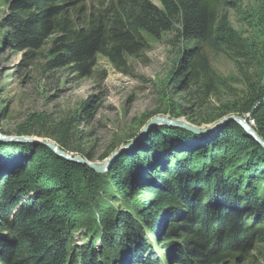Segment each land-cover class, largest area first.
<instances>
[{
  "label": "trees",
  "instance_id": "16d2710c",
  "mask_svg": "<svg viewBox=\"0 0 264 264\" xmlns=\"http://www.w3.org/2000/svg\"><path fill=\"white\" fill-rule=\"evenodd\" d=\"M257 1L250 18L255 17L257 27L264 31V0ZM5 2L8 14L0 22V51L4 46L26 52L31 60L44 57L45 67L52 71L70 67L85 75L95 55L123 69L128 57L144 50L143 35L159 39L173 34L176 41L185 43L177 63L181 77L186 76V80H180V91L190 81L199 90L205 88L207 98L217 93L222 82L211 69L206 49L235 59L245 57L246 50L252 49L250 39L241 36L229 20V9L241 13V0H158L159 7L148 0H92L90 10L72 0ZM248 86L243 99L221 104V114L210 122H191L201 127L227 115L248 116L253 130L264 140V85ZM86 107L87 102L83 103ZM171 108L173 118L186 115ZM71 125L62 121L53 139L62 151L80 153L65 142ZM17 133L21 137L38 135L29 122ZM9 149L13 151L9 153ZM82 156L92 161L89 154ZM151 157L156 162H151ZM0 158L5 162L2 169L7 171L0 176V264H77L79 258L83 264H103L99 260L103 255L92 249L96 239L89 248L75 251L68 248L65 237L70 235L69 230L79 231L86 220H93L82 216L88 207L90 185L97 186V209L115 211L107 206L108 183L116 184L132 204L156 205L142 213L139 208L136 212L141 217L137 220L117 217L122 234L111 231L115 228L110 226L113 238L104 237L110 245L123 241L132 245L135 241L142 252L134 256V264H169L163 247L151 242L143 229L147 227V235L156 233L151 222L170 204L185 214L179 223L165 228L163 235L167 248L171 241L179 242L175 264H228L236 258L246 262L254 244L264 243V148L233 122L211 138L184 129L157 128L137 148L134 159L122 156L102 177L84 165L59 158L42 145L5 148L0 144ZM135 167L143 169L141 174L156 178L169 193L149 189L137 192L131 200L132 192L141 184L130 177ZM136 212L131 210L130 216L137 218ZM5 229L7 233L2 231ZM117 236L119 241L114 240ZM144 252L149 260H139Z\"/></svg>",
  "mask_w": 264,
  "mask_h": 264
},
{
  "label": "rangeland",
  "instance_id": "374dc122",
  "mask_svg": "<svg viewBox=\"0 0 264 264\" xmlns=\"http://www.w3.org/2000/svg\"><path fill=\"white\" fill-rule=\"evenodd\" d=\"M72 1L77 2V5L84 10H90L93 7L92 0ZM148 1L157 7L160 6L158 0ZM257 3V0H241V13L232 9L228 10L231 25L241 36L251 41L252 49L251 51L246 50L245 57L235 59L223 52H211L206 49L205 56L211 69L222 82L217 93L207 96V98L204 96L205 88L199 90L191 85L190 81L186 82L187 86L180 91L179 85L182 84L180 80H186V76L183 74L181 77V71L177 70V63L180 57L179 51L185 47V43L176 41L173 34L163 35L159 39L143 35L144 50L135 57H128L123 69H116L106 58L95 55L93 66L85 75L72 71L70 67L61 70H48L45 67L44 57L39 56L31 60L25 56L26 52H14L9 47L2 46L0 51V136L21 137L18 136L17 131L29 122L30 127L38 135L26 136V138L33 139V141L50 142L59 147L53 139L56 138L54 136L57 135L61 127L59 124L65 120L71 122L72 129L67 133L65 142L67 146L73 150H79L80 153H68L85 160L87 159L82 155L89 154L92 157L90 162L102 169V172L96 173L102 177L108 175L122 156L129 155L131 159H134L133 154L142 142L129 151L115 156V160L111 162L117 151L124 149L139 138L145 127L161 119L178 120L185 126H194L191 128L196 130L213 125L216 128L224 119L234 118L246 120V123L252 128L253 123L249 122L247 116L242 117L237 114L224 116L212 124L203 123L201 127L193 124L191 119L210 122L211 119L216 118L217 114H221L218 111L219 107H222L221 104L229 103L235 99H243L249 89V83L264 85V31L261 27H257L256 24L259 23L255 17L250 18L254 14L253 10L256 9ZM7 11L5 0H0V22L7 16ZM2 32L3 35L6 33L4 30ZM173 79L178 80L179 84L176 85ZM85 102H87V107L83 108ZM171 107L177 108L176 112L184 111L186 115L181 118H173L170 115V109H173ZM230 123L224 124L219 131ZM160 127L181 129L158 125L151 128L146 137ZM213 135L216 133L201 137L211 138ZM0 144L5 148H10L14 144L36 146L34 142L10 143L1 139ZM8 151L11 153L13 150L9 149ZM149 160L153 163L156 162L152 157ZM3 163L5 162L0 158V176L7 172L2 169ZM142 172H144L143 169L135 167L132 176H130L132 181L141 183L132 192L131 200L136 198L137 192H149V189L169 193L156 178L150 175L145 176L144 173L141 174ZM108 185L111 187H109L110 193L106 196L109 201L107 206L113 207L116 212L107 211L108 207H98L97 209L99 201L97 186L90 185V196L86 203L88 207L82 216L93 220H86L85 225L81 226L79 231L69 230L67 234L70 235H66L65 240L68 248L78 251L89 248L92 240L96 239V242L94 241L92 244V249L98 255H103L99 256L100 263L127 264V261L128 264H134L137 260L133 259L134 256L142 252V248L136 247L135 241H132V245L127 241L118 245L111 241L113 247L107 241L105 242L104 237L113 238L111 231L114 230L121 233L122 225L119 224L117 217L124 215L137 220L141 217L136 212L139 208L142 213L146 211V208H155L156 205H151L152 202L132 204L127 197L122 195L116 184L108 183ZM104 194L103 192L101 196ZM31 196L33 194L23 200L21 205H24ZM21 205L17 206L15 210H18ZM128 207H132L133 213H137V218L130 216L131 210ZM168 207H170L168 210L164 209L151 222L156 228V233H152L153 235L149 233L151 236L147 235L145 231L147 227L143 229V232L151 242L158 243L161 249L163 247L162 251L166 252L169 264H175L179 259L176 253L179 242L177 244L171 241L170 244L173 246L167 248V244L163 243V235L165 228L174 222L179 223L185 214L179 210L177 205L170 204ZM13 217L14 213L9 216L11 220ZM110 226H114L115 229L110 231ZM2 231L7 233V229ZM119 238L120 236H117L114 240L119 241ZM1 250L3 251V248ZM154 254L155 257L159 256L156 250H154ZM146 255L147 253L144 252L139 260H144V258L149 260ZM163 260L168 263L165 257ZM77 261V264H83L80 258ZM228 264H264V243L254 244L246 262L236 258L230 260Z\"/></svg>",
  "mask_w": 264,
  "mask_h": 264
},
{
  "label": "water",
  "instance_id": "95a60500",
  "mask_svg": "<svg viewBox=\"0 0 264 264\" xmlns=\"http://www.w3.org/2000/svg\"><path fill=\"white\" fill-rule=\"evenodd\" d=\"M248 117V116H247ZM246 117V118H247ZM228 122H234L235 124H237L238 126H240L242 128V130L247 134V136H249L250 138H252L253 140H255L262 148H264V140L257 135V133L253 130V128H251L247 123L246 120H237L234 118H228V119H224L222 122L219 123L218 126H216V128H214L213 126L210 127H202V128H197L196 130L191 128L194 126H185L181 123V121L178 120H174V121H169V120H165V119H161L158 120L157 122H152L150 125H148L147 127H145L142 132L140 133V137L137 138L134 142L130 143V145H127L124 149L117 151L113 158L111 159V162L113 160H115V158L119 155H121L120 153L125 152V151H129L132 147H134L135 145L140 144V142H143L146 138V134L149 133V131L151 130V128L158 126V125H165V127L170 126V127H177V128H181L184 129L186 131L192 132L193 134H197L200 136H206L209 134H215L219 131V129L224 126V124L228 123ZM0 139L2 141H6V142H10V143H28V142H34L35 145H42L47 147L49 150H51L56 156H58L61 159H64L66 161H69L71 163L74 164H80V165H84L86 167H88L91 171H93L94 173H100L102 172V169H100L97 165H95L94 163L79 158V157H74L73 155H70L67 152L62 151L59 147H57L55 144L50 143V142H42V141H37L33 139H29L26 137H5V136H0ZM116 156V157H115ZM115 157V158H114ZM111 164V163H110Z\"/></svg>",
  "mask_w": 264,
  "mask_h": 264
}]
</instances>
